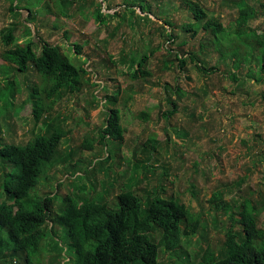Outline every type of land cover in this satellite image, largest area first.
<instances>
[{"label":"rangeland","instance_id":"rangeland-1","mask_svg":"<svg viewBox=\"0 0 264 264\" xmlns=\"http://www.w3.org/2000/svg\"><path fill=\"white\" fill-rule=\"evenodd\" d=\"M43 1L54 13L44 12L42 1L0 0V149L24 146L56 130L65 133L49 176L36 188L54 196L53 213H61L67 196L79 204L93 198L115 209L122 191L143 199L154 190L173 195L203 221L198 234L181 236L176 253L161 248L157 264H204L208 248L216 257L226 254L229 214L211 210L209 199L215 192L235 214L251 197L261 209L258 226L264 230V73L256 82L246 75V66L237 71L231 61L221 60L212 37L202 29L194 37L187 33L185 26L197 22L185 4L189 0H146L154 15L127 8L124 0ZM190 1L200 3L209 18L231 26L240 0ZM245 1L258 10L249 25L261 29L264 0ZM12 5L17 9L10 11ZM99 8L111 14L104 24L94 18ZM10 28L15 45L33 42L38 54L44 41L57 45L70 63L86 71L78 92L64 89L61 97L48 99L37 95L46 108L38 120L29 94L34 86L42 91V77L33 69L19 73L2 60V36ZM192 53L200 61H192ZM144 55L150 57L145 67L150 76L132 79ZM211 68L217 70L206 72ZM7 81L16 86L4 107L1 90ZM109 96L118 97L117 103L107 100ZM174 104L177 111L169 115ZM110 108L119 109L124 138L103 146L99 132ZM140 112L149 117L138 116ZM10 169L0 156V203H6L3 181ZM48 227L63 248L55 251L61 255L57 264H71L75 252L65 229L51 223ZM50 238L44 240L40 264H56Z\"/></svg>","mask_w":264,"mask_h":264},{"label":"trees","instance_id":"trees-1","mask_svg":"<svg viewBox=\"0 0 264 264\" xmlns=\"http://www.w3.org/2000/svg\"><path fill=\"white\" fill-rule=\"evenodd\" d=\"M34 1V5L44 2V12L54 13L48 2ZM124 2L127 8H140L143 13L149 10L150 15L155 14L146 0ZM185 4L199 23L193 21L187 24L185 31L194 37L202 29L212 37L214 49L220 54L221 60L231 61L237 71L246 66V75L260 82L264 73V26L254 29L249 25L250 20L258 15V10L245 0H240L235 3L238 12L233 23L225 26L221 20L209 18L200 3L189 0ZM260 8L264 9V2ZM15 9L14 5L10 7V11ZM26 9L31 12L28 6ZM110 15L99 8L94 18L104 24ZM169 24L172 26L171 22ZM2 42L6 47L2 53L4 62L22 74L33 69L43 79L42 91L34 86L29 94L35 120L46 110L38 94L43 93L48 99L61 97L64 89L72 93L81 90V74L86 71L70 63L57 45L44 41L38 54L33 42L15 45L12 28L2 36ZM74 47L79 51L81 49L77 45ZM177 57L184 65L180 56ZM148 59L150 57L147 55L141 58L137 68L130 74L132 79L150 76L145 69ZM191 60L200 61L195 53H192ZM215 70L211 68L206 72ZM6 86L1 90L4 107L16 84L7 81ZM262 99L264 104V94ZM107 100L117 103L118 97L109 96ZM176 111L177 105L174 104V110L168 114ZM138 116L149 117L143 112ZM124 132L119 109L110 108L99 132V143L105 146L107 140L122 141ZM63 136L64 132L56 130L50 136H39L24 146L7 144L0 149L2 160L11 166L10 172H5L3 181L6 203H0V264H40L42 250L46 247L44 240L50 236L54 254L55 251L63 250L53 237L49 223L65 229L69 246L75 252L71 264H157L161 248L168 253H176L182 235L198 234L203 216L190 212L185 204L173 195H165L164 191L158 193L154 190L144 199L132 191H122L116 196L115 209L108 207L107 203H97L93 198L79 204L67 196L61 213L55 215L54 196L36 192V188L41 180L49 176L50 164ZM86 147L91 148L92 145ZM209 204L217 215L228 213L229 224L224 240L226 254L216 257L215 252L208 248L203 256L204 264H264V230L258 226L261 209L254 205L251 197L243 201L238 214L233 213V208L219 192L213 193ZM238 225L242 226V231L237 230ZM155 232H159L158 238ZM60 257V254L54 255L56 264Z\"/></svg>","mask_w":264,"mask_h":264}]
</instances>
